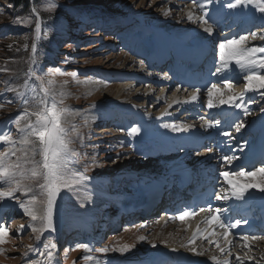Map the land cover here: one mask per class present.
<instances>
[{
    "label": "rangeland",
    "instance_id": "rangeland-1",
    "mask_svg": "<svg viewBox=\"0 0 264 264\" xmlns=\"http://www.w3.org/2000/svg\"><path fill=\"white\" fill-rule=\"evenodd\" d=\"M11 2L12 0H0V129H10L11 134L15 137L16 126L14 118L23 111L25 106L31 107L30 104L24 105L22 103L17 95V90H19L20 86L24 83V80L28 78L27 73L30 68L32 44L35 39V21L37 16H39L42 21L48 23L50 29L48 32V39H43L42 33V38L38 42L37 58L42 68L46 70L48 67H59L65 73L77 71L81 74L75 80H73L70 75H57L54 79L56 81L55 87L67 94L64 99V104L71 106L73 109H79L82 113V115L77 117L75 122L80 126V132L83 136V141L78 149L81 153V165L86 164L89 166L87 174L91 177L87 191L91 193L93 189L99 187L107 194L121 197L125 200L129 199V194L133 192V190L131 188L132 186L126 184V180L129 179L128 174L145 173L144 170H151V172L154 173V168L152 167L155 165V162L153 160H157L160 162H157V164L163 166L167 160L173 158L174 154L168 153V155L165 156L155 155L140 159V155L143 154L138 150L142 147V144L139 143H146L147 139L133 136L134 139H138V141L141 142L132 146L140 155L135 154L136 156L134 155V157H132L131 153H129V147L134 140H129L130 135H128V133L130 130L123 126L118 127V125L122 123V119H119L118 122L109 124L103 119L105 117L102 115V112H104L106 108L114 107V105H118L119 108L122 104L133 105L136 106L137 109L145 107L147 111H152V115L153 113H161V109H164L161 114H167L164 112L168 110V106L163 108V100L161 99L153 101L155 106L157 104L160 105L159 107L157 106L158 108L152 105L150 108L146 106L144 101L145 97H148H146L147 101L152 100L150 99L151 96H149L150 93L148 89H146V86L148 88L151 86L150 83L146 84V86L142 85L136 87L135 82L132 83L131 81H127L128 78L125 77V75L121 73L123 71L119 69L121 65L125 64L126 59L132 61L128 72L137 69L138 60L133 57L135 54H131L133 53V49H128L131 43L129 42L130 46H126L125 41L128 38L136 39L144 36L141 32L134 33L133 30L128 31L127 26L132 24L134 19L150 21L151 14L153 13V15H155L156 13L158 17L155 22H149L148 25L150 27L157 29H175L178 28L177 22H175L178 20L174 18H171L172 20L170 18L166 19L163 17L162 13L165 10L169 12L175 11L178 13L179 18L183 20L188 19L186 18L188 13L187 9L182 8L181 11H176L172 9V5H164L161 4V2H159L160 4L157 3L158 0H55V3H57L59 7L52 12H48L45 10L47 0H28V10L24 6L26 0H20L17 11L12 12L14 5L11 4ZM9 5H11V7H9ZM33 9H35V11H33ZM239 11L242 12L243 10ZM147 15H149V17ZM50 17L51 19H49ZM26 19L29 20L30 23L26 24ZM103 20L105 24L102 22ZM187 21L188 23L193 22ZM119 22L126 23L120 25L119 30H117L116 26ZM134 26L140 28L139 25ZM196 26V31L199 32L202 26L198 24ZM143 29L145 28L143 27ZM130 32H133V34L128 37ZM258 33L259 32H257V34ZM258 43L264 45V40H261L259 37L252 39L251 36H249V39L244 42L243 46H261L257 45ZM25 45H27V47H25ZM131 48L135 49V47ZM90 74H93L91 77L93 81H102V83H81V81L90 77ZM116 75H118L119 78H125H123L122 81H115L114 77ZM114 86L119 88H123L124 86L123 91H129V95L121 97L122 99L119 98L118 92H115L117 88L110 90V87ZM241 86L242 85L236 86V88L238 87V89L242 90L243 87L241 88ZM219 88L222 89L223 87ZM96 91H98V96L91 97L89 93ZM262 92H264V90L260 89L259 92L255 93V96H252V99L257 96H261V98L258 100L254 99L249 103V106L253 107L256 113L253 118L254 122L264 117V112L261 111V109H264V96L261 95ZM171 94H173L172 91L166 95L168 105L169 102H171L169 100ZM214 94L213 99L218 101L219 95L216 93ZM171 100H173V96ZM94 103L98 104V108L91 109L90 105ZM142 113H144V111H142ZM85 120L92 121L90 127L84 126ZM163 120L164 119L161 121ZM137 121L140 122L139 120ZM140 123H142L140 125L146 124L145 119ZM174 123L168 122V124ZM179 124L185 125L182 122H179ZM193 125H195V122ZM160 130L167 132L168 129L161 128ZM6 147L7 145L0 144V151H4ZM94 150L96 152V163L101 166L92 168L91 153ZM118 153H123L124 155L116 163H112V159L117 157ZM137 156L138 158H136ZM162 175L165 174L162 173ZM150 180L152 181V178ZM153 182H155V180ZM223 189H226V187L224 186ZM262 194L264 195V193ZM16 196L19 197L20 194L16 193ZM20 198L23 199L24 197ZM9 203H12L10 206L14 207V204L17 202L15 200L0 202V208H4ZM59 205L60 210H58L56 216L57 227L55 231L45 232L40 242L35 240L36 233H33L31 228L28 227L30 223L28 217L14 218L10 211L1 215L0 210V217H3L2 223L9 232L7 243L0 245V249L3 250L0 252V264H107V261H116V258H127L128 256H135L137 259V256L147 255L148 252L143 253L144 250L151 248L154 244L153 238L159 236L161 232L159 228H156L154 231H147L146 229L137 227H133L131 230H123L120 227L114 233L108 232L103 242L101 241L102 234L91 235L89 233V237L78 241L70 249L69 247L74 241H69V246L65 243L66 240L71 237L73 231H83V236H86L90 229L89 225L93 224L95 219L92 218L87 221L83 218V215H85L83 210L86 208L87 202L81 207L80 203L72 197L71 194H64V198L59 201ZM108 205L110 204L101 206L100 215L103 216L102 220L108 218L106 214H109V211L108 213L103 211L105 208H108ZM21 225L25 226L23 231H19ZM94 225L95 224H93V226ZM114 225L115 224H113V226ZM149 225L150 224L147 226ZM173 225L174 224L170 225L171 228L169 231H166V233L179 237L176 236L178 233L176 228L173 229ZM141 236L146 238L140 240L139 237ZM50 243H55L57 245L56 249L52 250L53 256L51 261L48 260L47 250L44 247L45 244ZM78 243L89 244L91 250L85 252L83 249H76ZM28 245H33L35 250L29 252L27 248ZM124 245H131L133 247L129 252L122 254L118 249ZM145 246L147 247L145 248ZM105 247L110 249L108 253L96 251L97 248ZM66 249L68 250L67 252L65 251ZM258 251H261V248H259ZM139 253L142 254L139 255ZM85 255H90L95 259L92 261H85L82 259ZM258 255L262 257V252L258 253ZM137 262L138 260L132 259L125 261V263L129 264H136Z\"/></svg>",
    "mask_w": 264,
    "mask_h": 264
},
{
    "label": "snow or ice",
    "instance_id": "snow-or-ice-1",
    "mask_svg": "<svg viewBox=\"0 0 264 264\" xmlns=\"http://www.w3.org/2000/svg\"><path fill=\"white\" fill-rule=\"evenodd\" d=\"M194 8L201 13L198 17L192 11H189L187 18L189 21L199 22L204 33L212 36L214 32L213 24L209 23V15L207 5L212 3V0H192ZM252 6L257 12L264 14V0H228L226 7L228 9L248 8ZM11 7V5H9ZM59 7L55 0H47L45 10L52 12ZM35 11V9H33ZM169 11L163 12L164 16H168ZM51 19V17L49 18ZM25 23H30L25 20ZM216 23V22H213ZM43 25V28H42ZM49 26L46 21H42L37 16L35 21V39L32 44V56L30 58V68L27 73V79L17 90V95L25 106L15 118L16 136L13 137L10 129H0V144L7 145L4 151H0V202L15 200L18 206L23 210L25 217H28L30 223L28 225L33 233H36L35 240L40 242L42 235L45 232L55 231L54 217L59 207V201L64 198V194H71L81 205L85 202H91V194L87 191L88 183L91 177L87 174L89 171L88 165H81V153L79 147L83 141L80 126L75 122L77 117L82 115L81 110L73 109L69 105L64 104L66 93L58 90L54 79L57 75H70L75 80L80 73L73 71L65 73L59 67H48L46 70L42 68L40 61L37 58L38 42L42 38L48 39ZM257 38V32L241 35L238 39H225L218 44V60L216 63L213 76L222 75L229 69L231 64H235L243 75L244 92L238 95L229 94L212 83L207 89V107L212 109L221 105L234 106L244 111V115H248V109L244 104L245 92H257L264 89V46L245 47L244 42L249 39ZM259 38L264 40V32L260 33ZM27 47V45H25ZM86 75V74H84ZM165 79L168 78L167 73ZM67 83V82H65ZM81 83H102V81H93L91 77H87ZM233 87L231 79H223V89L228 90ZM179 91V88L177 89ZM200 89L197 88L191 95L189 100L183 102L173 100V104L190 103L198 100ZM219 95L218 103L213 99V94ZM91 94V93H89ZM264 96V92L261 93ZM239 101V102H238ZM168 107H172L169 104ZM91 109L98 108V104L90 105ZM167 111V110H166ZM264 112V109H261ZM201 119H204L201 117ZM11 123V122H10ZM92 121L85 120L84 126L90 127ZM219 122L213 123L210 120H205L206 127H215ZM161 127L169 129L172 132H187L192 126L184 125L177 126L175 124H162ZM244 124L238 123L235 125V130L239 132ZM138 128H131L128 135H137ZM229 136L228 132L222 133ZM95 149V146H94ZM211 151V149H209ZM88 155V154H85ZM124 154L118 153L117 157L112 159V163H116ZM91 167H100L96 163L95 150L91 153ZM14 158V159H13ZM224 161L231 164L236 160V156L225 155ZM220 175L225 178V183L228 188L222 189L216 194L217 200H235L244 201L246 194L250 189H255L258 192L264 193V166L255 168L253 171H245L241 169L239 172L233 173L229 171L221 172ZM246 178L244 183L233 180L231 177ZM19 193L20 196H16ZM20 197H24L21 199ZM201 212H210L211 214L205 217V223L209 226L204 229L207 233L203 238L209 244H215V247L223 254L227 246L230 249L232 241L228 239L231 229L238 227L242 221L235 220L232 223H225L222 219L221 209L200 208ZM196 210L185 208L173 217L175 220L183 222L186 218L195 216ZM24 225L20 226L19 231L24 230ZM215 228L222 229V235L225 246L217 243L211 237L219 236L214 231ZM9 232L3 223H0V245L7 243ZM198 236L200 230L193 234L192 243ZM257 236L244 235L241 237L243 248L249 249L248 241L250 239H259ZM144 240L145 237H139ZM47 250V258L51 261L53 249H56L55 243L45 244ZM133 246L124 245L119 248L120 253H127ZM156 247L155 244L152 245ZM28 251H34L33 245L27 246ZM76 249H83L85 252L91 250V246L87 243H78ZM195 255H202L197 252L195 247L188 249ZM3 250L0 249V252ZM68 251L67 249L65 250ZM97 252L108 253L109 248H97ZM175 249L172 252L175 253ZM230 254V251H229ZM85 261H92L95 258L90 255L82 257ZM235 259L243 264L239 255ZM250 259V258H249ZM264 259V257H262ZM214 264H230L229 259L217 260L212 257ZM162 264H168L167 261ZM178 264V262H177Z\"/></svg>",
    "mask_w": 264,
    "mask_h": 264
},
{
    "label": "bare ground",
    "instance_id": "bare-ground-1",
    "mask_svg": "<svg viewBox=\"0 0 264 264\" xmlns=\"http://www.w3.org/2000/svg\"><path fill=\"white\" fill-rule=\"evenodd\" d=\"M223 1H225V0H223ZM159 2H161V1L158 0L157 3H159ZM212 4H213V2L211 4H208V5H212ZM193 8H194V6H193ZM195 9L196 8H194V11H196ZM222 9L226 10L225 8H222ZM212 12H214L213 9L209 10L208 11V15L211 14ZM169 13L170 14L168 16H164L163 13H162V15L166 19H169V18L173 19L174 18V19L178 20V21H175V22H177V24L181 25L179 28L190 27L191 29H193V28L197 27L196 25H194L195 23H193V22H189L188 23V21H187L188 19H183V20L180 19L177 12L170 11ZM198 13H200V12L198 11ZM252 14H257V17L260 20L264 19V14H261V13L257 12L256 10H255V13H252ZM147 16L149 17V15H147ZM157 17H158V14L155 13V15H153V13H152L151 16H150V18H151L150 21L146 20L144 22H148V23L149 22L151 23V21L155 22ZM209 18H210V15H209ZM136 20H138V19H136ZM243 21H244V19H243ZM185 23H187V24H185ZM118 24H120V22ZM168 31H169V29H168ZM178 31H183V30L180 29ZM194 36H196V34ZM201 38H202L201 41H203L205 43V45L212 44V41L214 40L213 36H211L210 39L207 36L205 38L206 41L203 39L202 36H201ZM197 39L198 38H196V40ZM207 40H209V41L207 42ZM123 44H124V40H123ZM126 46H127V44H126ZM138 49H139L138 53H141V54L145 53V47L142 46V48H138ZM139 56H141V55L139 54ZM131 64H132V61H130V60L128 61L126 59L125 60V64L121 65V67L119 69H121L123 72H128ZM92 76H93V74L92 75L90 74V77H92ZM124 81H126V80H124ZM127 81H133V80L129 79ZM240 82L243 83V85H242L243 89L241 90V92H244V80L240 79ZM128 83H130V82H128ZM148 83L149 82H138V83H135V85H136V87H138V86L140 87V86H142L144 84H148ZM124 86H126V85H124ZM124 86H123V88L122 87L119 88V87H115V86L114 87H110V90L113 89V88L114 89L117 88V89H115V92L116 91L118 92V97L119 98L126 97V96L129 95V93H128L129 91L128 90H127L128 92H126V90L123 91ZM151 86H153V84H151ZM130 89H131V87H130ZM160 91L162 93H164V94H168V91H166L164 89H161ZM249 94L252 95L253 92H245L244 93V97H246ZM214 95L215 94H213V96ZM97 96H98V91L91 93V97H97ZM172 96H173V100H177V101H181V102L187 100L184 97L181 98L179 95H176L175 93H174V95L172 94ZM204 98H207V95H204ZM173 100H171V102H170V104H172V107H170V108L168 107V110L165 111L164 113L168 114V112H171L173 110L172 108L175 106V104L172 103ZM147 105L148 106L152 105V106L155 107V104H153L152 100L151 101H147ZM126 106H130V105L126 104ZM159 106L160 105H158V107ZM224 106H229V105H224ZM158 107H156V108H158ZM126 111H132V110H126ZM145 111H147L146 108H145ZM182 118H183L182 121H184L185 120V116H183ZM137 120H139L140 122L144 121V119H139V118L136 119V121ZM163 121H168V119H164ZM170 121H172V120H170ZM99 122H101V121H99ZM193 122H195V121H193ZM256 127L260 128V130H261L262 136H261L260 140L264 139V119L262 121L260 120ZM147 131L143 130V129H139V133L137 135H134V136H137V137H140V138L147 139L146 142H151L150 150H148V149L145 150L144 148H139L138 149V150H140V153L145 155V156L152 155L156 151L158 152V150H157L158 145H160V146L167 145L168 144V140L182 141V142H184L186 144V143L190 142L192 138L196 139L197 136H199L197 133H191V134L179 133V134L163 135V134H155V133H151L150 131H148V132ZM101 132H103V131H101ZM203 136H205V135H203ZM161 137H164V139H160ZM200 141H201V138H200ZM139 144L144 145L145 143H139ZM184 146H186V145H184ZM230 149L231 148H228L227 153H231ZM170 152H174V147L173 146L170 147ZM233 154H236V152H234ZM233 154H232V156H233ZM212 159H214V161H216L219 165H214ZM153 161L155 162V165L152 167V168H154V170H153L154 173L151 172V170H144L145 173L143 175H146L145 178L153 177L154 175L158 176V177H160V180H158V181H161V184L162 183H164V184H169V183L175 184V183H177L179 180L182 179L181 178V174H186V173L189 174L190 171H192L200 163H201L202 166L206 167L207 169H210L211 167L215 166L221 172L222 171L224 172L225 168L227 166H231V165H233L235 163L234 161H232L231 164H228V163L225 164L224 163L225 162L224 159H219V156L214 154L212 151H208V152L204 151L202 153H198V152H195V153H178L174 157L173 160H171V161H170V159L167 160L163 166H161L160 164H157V162H158L157 160H153ZM186 161H189V163L186 164ZM158 163H160V162H158ZM187 166H191V167L187 168ZM162 173H164L165 175H162ZM231 178L233 180H238V182H240V183H244L245 180H246V178H239L238 179L235 176H233ZM130 179L133 180V183H136L137 181H139L138 176H133ZM221 179H222V181L220 182V184L218 186L222 185V186H225L226 188H228V185L225 183V178L222 177ZM155 181L157 182V180H155ZM156 184L157 183L152 182L150 184V189L153 188L154 185H156ZM144 186L145 185H143V187ZM160 188H161V186L160 187L159 186L155 187L156 190H160ZM157 192H159V191H157ZM90 194H91V202H87V206L83 210V212L85 213V215H83V218L85 220H87V221L91 220L92 218L95 219L97 217L100 218V220H102L103 216L100 215L101 214L100 210L102 209L101 206H103L104 204H111V203H114V202H117V201H118L117 204H124L121 201L122 198H119L117 196L111 198L104 190H102L99 187H97L96 189H93ZM185 196H186V193H185ZM245 199H246V202L251 203L252 205H255L256 203L258 205H263V202H264V196L261 194V192H258L255 189H250L249 193L246 194ZM221 202L222 201L219 200V203H221ZM223 202H225V201H223ZM227 202H228V210L230 212H234L235 213L236 219H237V217L243 218V217H245V215L247 213L251 212V210H249L247 208V206L245 204V201L242 202V201L228 200ZM127 204H128V202H127ZM15 207L18 208L19 206L15 205ZM18 210L21 213H23V210L21 208H18ZM58 210H60V205H59V209H57L55 217H54L55 229L57 227L56 226V216L58 214ZM141 213L143 214L142 218H151V216H152V215H146L145 212H141ZM154 213H155V210H154ZM210 214H208V215H210ZM205 216H207V215H197L195 217H189V218H186L183 222L178 221V220H175V221L170 220V221L174 222V225H175V228H176L178 234L180 236H183L185 234L186 238L189 237L190 240H192L193 234L195 232H197L198 229L200 230V236H198L195 240H193L191 244H189L188 241H185L186 238L182 239L181 241H178V240H176L178 237H175V236L171 235L170 233H168V234L166 233V231L170 230V228L168 227L169 223L172 224L169 221H165L163 219L160 222H157L156 224H154V223L150 224L147 228L151 229V231H154L156 228H159L160 231H161L159 236H156L155 238H153V241H154L156 247L155 248L152 247L148 251L146 256H137L138 257L137 259H136L135 256H132V257H130V259L138 260L137 263L150 264V259H151L152 256L163 254L166 251L172 252V249H175L176 252L178 251L180 253H189L188 249L192 248V247H195L197 252L202 253V255H198V256H200L202 258H206V259H209L211 257V255H212L213 257H216L217 260L229 259L230 260V264H240V262H238L235 259V257L237 255H239L240 258H241V261L243 262V264H263L264 263V259H262V257H264V241H260V240H257V239L254 242H251V243H249V241H248L249 246H250V250L249 249H245V248H243V241L241 239V236H234L230 232L229 236H228V239L232 241V245L230 246V249H229L227 246H225L224 239H223L222 235H220L223 230L219 229V228H215L214 231L217 233V236H219V239L217 240L216 237H211V239H213L217 243L221 244V246H225L226 250L222 254L219 251V249L217 247H215V244H209L208 241L203 238L204 236L207 235V233L204 231V229L209 227L204 222ZM207 246H208V248H207ZM205 248H207V250L203 253ZM259 248H261V251H258ZM229 251H230V254H229ZM257 252L258 253L262 252V257H260ZM252 257H253V260H250L249 258H252ZM142 258H144V259H142ZM210 260H212V259H210ZM213 263H214V261H213Z\"/></svg>",
    "mask_w": 264,
    "mask_h": 264
},
{
    "label": "trees",
    "instance_id": "trees-1",
    "mask_svg": "<svg viewBox=\"0 0 264 264\" xmlns=\"http://www.w3.org/2000/svg\"><path fill=\"white\" fill-rule=\"evenodd\" d=\"M20 0H12V2H11V4H13L14 6H13V11L12 12H15V11H17V9H18V6L20 5V2H19ZM24 6H25V8L28 10V0H26V2L24 3ZM14 111H16V110H14Z\"/></svg>",
    "mask_w": 264,
    "mask_h": 264
}]
</instances>
